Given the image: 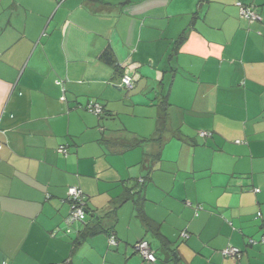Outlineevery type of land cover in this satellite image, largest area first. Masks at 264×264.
Instances as JSON below:
<instances>
[{"label": "crops", "instance_id": "1", "mask_svg": "<svg viewBox=\"0 0 264 264\" xmlns=\"http://www.w3.org/2000/svg\"><path fill=\"white\" fill-rule=\"evenodd\" d=\"M70 186L117 246L67 224ZM263 236L264 0H0V264H264Z\"/></svg>", "mask_w": 264, "mask_h": 264}, {"label": "built area", "instance_id": "2", "mask_svg": "<svg viewBox=\"0 0 264 264\" xmlns=\"http://www.w3.org/2000/svg\"><path fill=\"white\" fill-rule=\"evenodd\" d=\"M237 5L240 7L241 15L249 20H261V16L258 11L253 6H247L242 2H237ZM122 85L125 86L128 90H132L135 87V81L131 74L126 70L122 76ZM57 84L63 85V81H57ZM63 91H65V87H63ZM62 100H65V95H62ZM87 107L90 111L100 114L102 113V107L99 103L90 100L87 104ZM201 136H209V133L206 131L200 132ZM239 142V141H238ZM59 151L64 153V155L68 154V150L66 146H60ZM259 191V189H256ZM68 201H69V212L66 218L67 224H72L76 221L85 222L86 221V211H85V196L82 189L78 186H70L68 188ZM260 215V213H259ZM184 237H187L188 233L183 232L182 234ZM109 244L111 246L118 245V239L115 235H110L108 238ZM254 240H251L253 242ZM262 243L264 244V236L261 239ZM136 249L139 254L149 262L155 263L156 262V254L154 250L151 248L150 243L147 240H141L137 243ZM222 253L226 256H240L241 249L235 246H229L222 250Z\"/></svg>", "mask_w": 264, "mask_h": 264}, {"label": "trees", "instance_id": "3", "mask_svg": "<svg viewBox=\"0 0 264 264\" xmlns=\"http://www.w3.org/2000/svg\"><path fill=\"white\" fill-rule=\"evenodd\" d=\"M107 55L108 54H104L103 55L104 56V59H107L108 62L113 63V61H111V59ZM65 91H66V89H65ZM65 91H64V93H65ZM65 100H63V101H65ZM93 101L94 102H97L95 100H93ZM97 103H99V102H97ZM167 103L168 102L166 100H164L163 105H162L163 106V110H162L161 115L158 118V126L156 128V134L154 136H152L151 138H148V139H145V140H140V143L147 142V141H157L158 144H159V146H160V151L153 156V159H152L151 166H150V169L149 170H153L156 167V165L162 160L161 150H162L163 145L166 143V140H165V131H167V129H168V119H167V115H168L167 106H168V104ZM87 104L85 105L86 110L89 111V112H91V113H94V112H92V111H90L88 109ZM100 106L102 107V113H100V114L94 113L95 115L102 116L104 114V112H105L104 111V108H103V106L101 104H100ZM172 133H173L172 134V137H177L178 136V133L177 132H172ZM208 133H209V136L212 135L211 132H208ZM60 146H66L67 147V150H68V154H69V149H68V146L67 145H60ZM60 146H59V148H60ZM59 148H58V151H59ZM60 153H62V152H60ZM62 154H64V153H62ZM146 180L147 179L145 177L140 178L138 180L139 181L138 183H139V185H140L139 187L141 189L140 190H137V191H131V196L129 198H127V199H132L136 203V206L138 207L139 216H141L143 219L145 217H144V214H143L142 204H143V202L145 200V197L142 194V189L146 185ZM136 195H137V197H135ZM84 196H85V194H84ZM67 199H68V197H67ZM84 207H85L86 217H87V215L90 213L89 212L90 210L88 209L87 204H85ZM113 211H115V210H113ZM107 213H110V212H106V213H103V214L98 215V216H95L93 214L94 216L91 217L92 218L91 220H88V218H87V220L84 222V223H87L86 224V227L82 231H80L81 236L82 237H87L89 235H94V234H97V233H100V232H105L107 234L110 233V234H108L109 236L112 235L113 234V233H111L112 230H110V229H108V230L104 229L103 223H102L103 219L108 215ZM113 235H115V234H113ZM141 240H147V239H141ZM141 240H139L138 242H140ZM147 241L150 243L149 240H147ZM156 260H157V257H156Z\"/></svg>", "mask_w": 264, "mask_h": 264}, {"label": "rangeland", "instance_id": "4", "mask_svg": "<svg viewBox=\"0 0 264 264\" xmlns=\"http://www.w3.org/2000/svg\"><path fill=\"white\" fill-rule=\"evenodd\" d=\"M202 140L205 141V140H207V139L202 138ZM200 144H201L202 146L205 145V144H203V143H200ZM167 152H168V151H167ZM168 153H169V152H168ZM163 164H164L165 166L171 165V163H170V162H167V161H165ZM80 224L82 225L83 222H81ZM68 225H69V224H68ZM70 225H71V224H70Z\"/></svg>", "mask_w": 264, "mask_h": 264}]
</instances>
